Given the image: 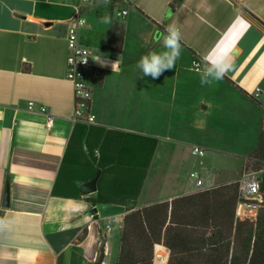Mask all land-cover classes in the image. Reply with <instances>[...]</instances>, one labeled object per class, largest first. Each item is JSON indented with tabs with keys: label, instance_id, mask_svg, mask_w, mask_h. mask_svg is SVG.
Returning a JSON list of instances; mask_svg holds the SVG:
<instances>
[{
	"label": "crops",
	"instance_id": "0c3cea01",
	"mask_svg": "<svg viewBox=\"0 0 264 264\" xmlns=\"http://www.w3.org/2000/svg\"><path fill=\"white\" fill-rule=\"evenodd\" d=\"M99 6L0 0V264H96L104 245L111 256L118 250L125 207L98 204L93 217L86 199L96 192L84 196L81 182L60 183V194L52 193L74 126L72 88L65 80L68 26L78 13L87 23L80 43L98 31L106 42L109 24L99 22L106 15ZM122 23L119 54L88 46L89 110L94 126L157 141L137 207L195 192L193 173L201 190L227 183L238 169L230 170V159L244 167L264 130V0H130ZM172 23L182 33L176 67L158 79L143 76L138 61L162 49L155 37ZM224 53L232 70L202 86L204 58ZM193 59L201 61L199 73L191 69ZM256 88L261 94L253 100ZM41 108L55 118L50 129ZM192 147L203 149L207 161L185 159V148L195 157Z\"/></svg>",
	"mask_w": 264,
	"mask_h": 264
},
{
	"label": "trees",
	"instance_id": "16d2710c",
	"mask_svg": "<svg viewBox=\"0 0 264 264\" xmlns=\"http://www.w3.org/2000/svg\"><path fill=\"white\" fill-rule=\"evenodd\" d=\"M108 28L106 42L98 31L85 45L119 54L125 26L114 21ZM102 74L98 72V81ZM156 144L152 138L75 123L52 193L60 194V183L85 184L98 174L95 198H87V203L125 207L115 264H153L151 250L155 244L170 251L168 264H264V210L255 225L235 222L237 182L137 207ZM248 158L259 165L256 170L264 168V130ZM2 215L0 210V224ZM104 259L102 248L96 264H104Z\"/></svg>",
	"mask_w": 264,
	"mask_h": 264
},
{
	"label": "built area",
	"instance_id": "2783aa9c",
	"mask_svg": "<svg viewBox=\"0 0 264 264\" xmlns=\"http://www.w3.org/2000/svg\"><path fill=\"white\" fill-rule=\"evenodd\" d=\"M98 2L107 6L110 12L114 15L116 22H123L130 8V0H110L108 4H104L102 0H81V4L92 5ZM83 19L78 13L73 17L68 26L67 32V56H66V69L65 80L70 83L73 96V111L71 121L75 123L84 124L86 126L95 123V117L90 112V104L92 99L91 87L89 85V70H90V57L92 56V49L79 40V30L86 26L80 24ZM192 71L199 73L201 71V61L193 59L191 61ZM261 94L260 89L256 88L250 94L251 99L257 100ZM29 103V109H31ZM40 113L45 116L46 128L50 129L54 123V116L46 112L44 108L40 109ZM262 129H264V118H262ZM191 155L202 157L204 150L199 147L191 148ZM262 176H264V168L257 171H249L243 173L238 183V201L235 208L234 220L236 223H250L255 225L258 214L264 210V193L261 192ZM191 178L195 181L197 190H201L202 181L197 177V174H191ZM107 234H110V227H107ZM153 250V262L156 264H166L168 250L160 249ZM104 256L109 255L106 245L103 246Z\"/></svg>",
	"mask_w": 264,
	"mask_h": 264
},
{
	"label": "clouds",
	"instance_id": "9594fccd",
	"mask_svg": "<svg viewBox=\"0 0 264 264\" xmlns=\"http://www.w3.org/2000/svg\"><path fill=\"white\" fill-rule=\"evenodd\" d=\"M102 2L108 4L110 0H102ZM99 22L111 24L112 19L106 14L100 18ZM84 23L85 20L81 19L80 24ZM155 40L158 43H162V49L141 56L137 63V68L142 72L143 76H150L152 79H158L165 71L176 67V62L181 55L182 33L180 28L175 23H172L167 25L163 32L158 33ZM95 59L100 61L101 58L97 57ZM115 65L116 63L112 65L113 70ZM101 66L104 65L101 64ZM232 68L233 62L227 53L204 58V67L200 72L201 85H211L213 82L224 79Z\"/></svg>",
	"mask_w": 264,
	"mask_h": 264
},
{
	"label": "rangeland",
	"instance_id": "374dc122",
	"mask_svg": "<svg viewBox=\"0 0 264 264\" xmlns=\"http://www.w3.org/2000/svg\"><path fill=\"white\" fill-rule=\"evenodd\" d=\"M98 11H99V13H101V14H108V13H110V10L109 9H106L105 8V6H99V9H98ZM113 17H114V15H112ZM182 155L184 156V158L186 159V158H188V160L190 159V157L192 158V160L193 161H195V163L196 164H198L199 162H204V161H207V159H205V158H201V157H197V156H195V157H192V156H190V154H189V149H187V148H185L184 150H183V152H182ZM229 166H230V170L231 171H233V173H234V168L236 167V166H238V169L235 171V173L233 174L234 175V177L232 178V179H230L229 181H227V183H225V184H235L238 180H239V178L241 177V175L243 174V173H246V172H249V171H257L255 168H257V167H259V165H256V164H253V161H250L249 160V158H247V163L244 165V167H242L241 169H240V167H241V160H237V159H230V161H229ZM260 168H261V166H260ZM240 169V171L238 172V170ZM262 169V168H261ZM153 172V169L151 170V172L150 173H152ZM193 180V179H192ZM194 183H195V181L193 180V182H192V185L194 186ZM196 191H198V190H196ZM200 191V190H199ZM109 226V225H108ZM110 229L112 230V224H111V226H110ZM116 235H118L119 233L118 232H114ZM162 245V244H161ZM154 247V246H153ZM119 248V247H118ZM156 249H158V248H156ZM167 249V248H166ZM153 250H154V248H152V250H151V256H152V260H153ZM164 251L161 249V251H160V253H163ZM117 253H118V250L116 251V253H114L112 256L110 255V252H109V255H107V256H104L105 257V259H104V264H115V262H116V257H117ZM170 259H171V253L169 254L168 253V256H167V262H166V264H168L169 263V261H170ZM106 260V261H105ZM106 262V263H105Z\"/></svg>",
	"mask_w": 264,
	"mask_h": 264
},
{
	"label": "water",
	"instance_id": "95a60500",
	"mask_svg": "<svg viewBox=\"0 0 264 264\" xmlns=\"http://www.w3.org/2000/svg\"><path fill=\"white\" fill-rule=\"evenodd\" d=\"M236 50L233 51L232 54H236ZM97 178H98V174L95 178H93L91 181L83 184L81 186V192L84 196H88V195H91L93 193L96 192V181H97ZM8 187L6 186V189H5V195H4V206L7 207L8 206V200H9V197H8ZM89 213L95 217L96 216V213H97V210H96V207L95 205H92V208L90 209Z\"/></svg>",
	"mask_w": 264,
	"mask_h": 264
}]
</instances>
